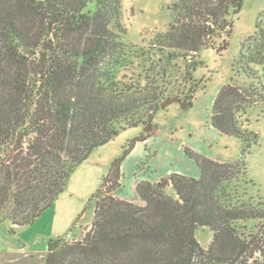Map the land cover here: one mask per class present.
<instances>
[{
	"label": "trees",
	"instance_id": "16d2710c",
	"mask_svg": "<svg viewBox=\"0 0 264 264\" xmlns=\"http://www.w3.org/2000/svg\"><path fill=\"white\" fill-rule=\"evenodd\" d=\"M243 5L174 0L169 27L148 42L166 54L162 64L126 40L121 0H0V220L34 224L95 148L149 122L175 97L171 62L187 60V84L204 47L222 40L217 51L226 49L230 17ZM241 74L248 81L241 83ZM259 100L262 13L212 107V126L240 138V158L222 162L186 148L200 177L173 172L139 181L137 203L115 195L122 162L148 135L132 139L91 199L89 230L80 239L50 238L44 264H264V200L249 192L246 159L259 135L242 122ZM199 227L213 232L208 247L196 237Z\"/></svg>",
	"mask_w": 264,
	"mask_h": 264
},
{
	"label": "rangeland",
	"instance_id": "374dc122",
	"mask_svg": "<svg viewBox=\"0 0 264 264\" xmlns=\"http://www.w3.org/2000/svg\"><path fill=\"white\" fill-rule=\"evenodd\" d=\"M173 1L121 0L126 40L144 54L164 59L162 64L166 54L149 49L148 42L155 33L169 27L173 20ZM261 13L264 14V0H244L241 11L230 17L232 29L226 49L222 53L217 51L222 40L216 41V47H204L199 56L202 63L192 71L193 79L187 84V60L171 62L170 90L180 100L157 109L151 119V131H145L148 121L138 127H127L108 143L95 148L84 162L75 167L53 208L48 209L34 224L12 226L8 221L0 220V264H43L50 238L57 235L84 237L94 214L93 195L100 188L112 162L136 137L148 135L145 141L136 143L122 162L121 186L115 193L122 199L137 203H142L135 190L139 181L157 182L173 172L200 177V168L187 154L186 148L222 162L238 160L243 144L240 138L222 134L212 126V107L221 87L230 80L234 59L243 41L254 33ZM245 81L248 79L241 74L240 82ZM242 122L244 127L259 135L246 159L248 178L252 181L249 192L255 198L264 200V101L259 100L249 107ZM168 192L175 195L172 188H168ZM196 237L203 247H208L213 232L208 227H199Z\"/></svg>",
	"mask_w": 264,
	"mask_h": 264
},
{
	"label": "water",
	"instance_id": "95a60500",
	"mask_svg": "<svg viewBox=\"0 0 264 264\" xmlns=\"http://www.w3.org/2000/svg\"><path fill=\"white\" fill-rule=\"evenodd\" d=\"M180 98L179 97H171L169 98L168 100L164 101L161 106L162 107H165L166 105H168L169 103L173 102V101H179ZM153 128V124H152V121L150 120L147 125L145 126V131L149 132L151 131Z\"/></svg>",
	"mask_w": 264,
	"mask_h": 264
},
{
	"label": "crops",
	"instance_id": "0c3cea01",
	"mask_svg": "<svg viewBox=\"0 0 264 264\" xmlns=\"http://www.w3.org/2000/svg\"><path fill=\"white\" fill-rule=\"evenodd\" d=\"M115 195H116V193H115ZM116 196H117V195H116ZM51 208H53V206H52ZM51 208H50V209H51ZM50 235H52V234H50ZM57 237H60V236L57 235ZM33 257H34V256H33ZM44 258H45V257H44ZM42 263L44 264V260H43Z\"/></svg>",
	"mask_w": 264,
	"mask_h": 264
}]
</instances>
